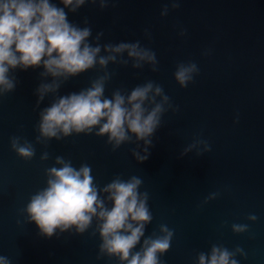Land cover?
Instances as JSON below:
<instances>
[{"label": "water", "instance_id": "obj_1", "mask_svg": "<svg viewBox=\"0 0 264 264\" xmlns=\"http://www.w3.org/2000/svg\"><path fill=\"white\" fill-rule=\"evenodd\" d=\"M52 2L63 7L60 0ZM179 3L171 10L170 0H110L103 10L98 3H86L68 13L81 27L87 18L93 37L103 31L101 44L139 40L155 51L157 72L147 65L133 69L131 61L127 66L110 64L113 76L105 91L110 97L115 89L130 91L152 80L178 106L179 111L164 114L144 163L133 158L134 143L113 152L107 137L74 134L50 141L47 148L35 144L39 111L52 97L37 108L34 90L42 69L16 72V90L0 98V255L12 264H119L115 257L97 259L101 241L92 235L95 222L82 235L65 232L51 238L27 222L23 209L30 195L45 186L44 170L54 165L56 156L77 168L89 164L100 187L117 175L142 178L141 191L149 193L154 217L145 235H159L160 224L174 230L170 250L160 257L162 264H197L198 253L208 252L212 244L229 250L242 247L246 255H237L239 264H264V0ZM165 5L170 11L161 17ZM181 28L187 30L185 36L179 35ZM188 61L196 62L200 72L194 83L181 89L173 73L177 63ZM100 74L94 69L72 78L60 94L86 88ZM13 136L34 144L31 161L11 149ZM196 140L207 141L211 151L197 156L193 149L180 157ZM44 151L50 158L42 162ZM213 192L219 193L217 198L203 203ZM251 214L255 221L248 219ZM232 224H246L248 231L233 233Z\"/></svg>", "mask_w": 264, "mask_h": 264}, {"label": "clouds", "instance_id": "obj_2", "mask_svg": "<svg viewBox=\"0 0 264 264\" xmlns=\"http://www.w3.org/2000/svg\"><path fill=\"white\" fill-rule=\"evenodd\" d=\"M59 7L52 0H0V98L13 93L19 83L16 72L29 69L39 72L40 83L34 90L36 107L46 97L51 103L40 109L36 125L35 144L48 147L52 140L61 141L75 135L107 137L106 143L115 152L126 143H134L131 154L140 164L149 159L153 137L161 128L163 116L169 110L179 111L161 85L149 80L130 91L115 89L106 96V86L113 73L110 64L133 69L146 65L151 71L159 70L155 51L139 40L116 44L100 41L104 32L93 37L92 28L85 18L84 27L72 23L68 13H76L86 3L99 4L101 10L110 0H60ZM171 10L180 7L179 0H170ZM67 9V11H66ZM170 11L168 5L161 17ZM187 30L181 28L179 35ZM149 40L151 33L145 29ZM205 51L204 55H208ZM102 73L89 86L61 95L60 89L72 78L90 70ZM200 69L196 62H179L173 73L181 89L194 83ZM142 142V147H141ZM11 149L24 161L36 156L34 144L21 136L10 138ZM202 145V148L200 147ZM196 149L202 156L211 151L205 140H196L180 152V157ZM50 158L44 151L40 160ZM45 186L30 195L23 209L28 223H35L41 236L51 238L65 232L82 235L95 222L92 235H99L97 259L115 257L119 264H162L160 259L171 248L174 230L159 225V235H145L153 221L149 207V193L141 191L142 178L128 179L115 176L100 187L92 175V167L82 163L77 168L71 160L56 156L54 165L44 170ZM219 193L209 194L203 201L216 199ZM248 219L255 221L256 215ZM232 232L248 231L246 224H232ZM139 245V249L137 246ZM246 255L240 246L235 249L212 244L208 252L197 255V264H239L237 255ZM0 264H12L8 256L0 255Z\"/></svg>", "mask_w": 264, "mask_h": 264}]
</instances>
